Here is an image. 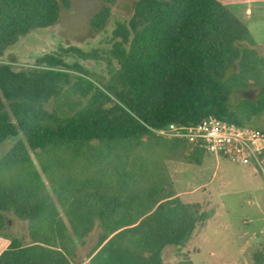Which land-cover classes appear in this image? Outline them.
Wrapping results in <instances>:
<instances>
[{"label":"trees","instance_id":"16d2710c","mask_svg":"<svg viewBox=\"0 0 264 264\" xmlns=\"http://www.w3.org/2000/svg\"><path fill=\"white\" fill-rule=\"evenodd\" d=\"M70 3L0 0V59L23 38L57 25ZM107 18L104 8L92 24L102 29ZM244 42L255 43L220 0H137L106 46H61L21 71L0 63V146L18 138L0 158V237L11 242L0 264H77V242L98 224L92 264H164L166 248L185 247L206 216L198 204L164 201L162 191L170 183L167 162H183L191 146L155 130L209 117L261 129L250 122L264 113V59ZM91 63L106 69L93 71ZM251 81L258 97L232 104V94ZM122 152L141 171L102 190L100 170ZM38 171L77 186L74 198L90 209L61 218ZM140 195L152 201H138ZM11 212L28 224L31 245L8 232Z\"/></svg>","mask_w":264,"mask_h":264},{"label":"rangeland","instance_id":"374dc122","mask_svg":"<svg viewBox=\"0 0 264 264\" xmlns=\"http://www.w3.org/2000/svg\"><path fill=\"white\" fill-rule=\"evenodd\" d=\"M71 9L63 8L54 27L40 30L23 38L11 48L0 63H11L16 71L32 68L37 58L59 50L61 46H78L91 50L106 46L118 23L128 24L134 14L137 0H69ZM234 12L235 17L247 27L255 43L243 44L255 50L264 59V0H220ZM104 8L108 18L102 29L93 26V18ZM93 71L103 72L104 64H87ZM252 82V81H251ZM261 89L252 85L243 91L234 92V105L245 98L255 99ZM252 126L264 129V113L253 116ZM12 138L0 146V158L17 143ZM138 152H140L138 150ZM114 164L100 170L104 176L102 190L112 191L131 182V176L141 171L129 153H119ZM132 156L134 153L130 152ZM124 160V161H123ZM113 163V162H112ZM170 183L163 189L164 201L179 200L185 205L200 206L199 214L206 217L194 235L182 249L168 247L163 252L164 264H257L264 258V174L250 166L233 165L207 153L195 152L190 147L183 162H167ZM41 183L50 190L49 205L54 206L61 218L75 216L88 211L73 196L77 186L66 181H47L38 171ZM74 187V188H73ZM87 191L92 192L91 189ZM170 199H165L167 196ZM127 206V198L120 199ZM141 202L152 201L151 196L140 195ZM163 201V202H164ZM48 206L47 209L52 207ZM11 226L10 233L17 235L23 245L32 244L31 233L26 222L6 213ZM99 224L77 242V264H92L87 256L93 252L99 240ZM92 258V257H91Z\"/></svg>","mask_w":264,"mask_h":264},{"label":"built area","instance_id":"2783aa9c","mask_svg":"<svg viewBox=\"0 0 264 264\" xmlns=\"http://www.w3.org/2000/svg\"><path fill=\"white\" fill-rule=\"evenodd\" d=\"M155 132L167 139L186 141L193 149L203 150L233 165L250 166L264 174V130L239 126L209 117L197 124L175 123Z\"/></svg>","mask_w":264,"mask_h":264},{"label":"crops","instance_id":"0c3cea01","mask_svg":"<svg viewBox=\"0 0 264 264\" xmlns=\"http://www.w3.org/2000/svg\"><path fill=\"white\" fill-rule=\"evenodd\" d=\"M10 244H11L10 240L0 237V255L9 249Z\"/></svg>","mask_w":264,"mask_h":264}]
</instances>
